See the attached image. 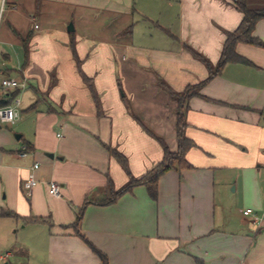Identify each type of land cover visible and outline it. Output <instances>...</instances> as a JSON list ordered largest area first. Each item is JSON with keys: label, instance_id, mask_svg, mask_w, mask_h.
<instances>
[{"label": "crops", "instance_id": "1", "mask_svg": "<svg viewBox=\"0 0 264 264\" xmlns=\"http://www.w3.org/2000/svg\"><path fill=\"white\" fill-rule=\"evenodd\" d=\"M242 17L235 0H0V82L26 84L9 93L18 120L0 123V264L22 251L101 264L85 240L107 264H264V220L243 214L264 212V47L238 43L251 64H226L184 103L190 168L162 175L155 201L138 186L93 203L151 170L162 145L176 152L171 93L208 78L197 55L214 68ZM253 34L264 41V19Z\"/></svg>", "mask_w": 264, "mask_h": 264}, {"label": "trees", "instance_id": "2", "mask_svg": "<svg viewBox=\"0 0 264 264\" xmlns=\"http://www.w3.org/2000/svg\"><path fill=\"white\" fill-rule=\"evenodd\" d=\"M246 0H238L235 1V6L242 12L243 17L238 25V27L232 32H226L225 41L223 43V47L220 53L219 60L214 68H212L208 62L202 57L198 56V58L203 61L207 69L209 71L208 78L195 87H188L184 92L181 94L171 93V96L178 102V109H177V120H176V134H177V150L176 152H171L165 145L163 147V158L162 160L156 164L151 170H149L145 175L140 178H133L129 176L128 182L118 190H114L110 184L106 187L105 194L102 199L93 202L96 205L106 206L113 204L116 202L120 197L125 194L132 193L133 189L138 186H143L146 189V192L151 200H156L158 195V180L159 178L164 175L167 171L171 169H176L180 171L182 169L190 168V165L185 160L186 152L189 148L193 146L192 141L189 140L185 134L184 129L186 124L183 118V109L185 106V102L192 96L196 95V91L194 89L200 88L204 85L207 81L212 79L216 76L222 68L228 63H238L244 65H250L251 63L245 59L244 57L240 56L235 48L238 43H244L256 47H264V41L260 40L256 36H254L253 31L256 23L264 19V7L258 9H250L246 5ZM16 92L18 90H15ZM192 91V92H191ZM15 93L12 95L11 98H14ZM4 104L0 102V107ZM112 155L116 158L118 163L122 166V168L127 172V163L126 159L116 151H112ZM89 203L86 201L84 203V207ZM2 216L6 217H13L19 218L17 215L11 212H2ZM83 215V208L79 211V216L77 217L75 223L72 227H78L80 219ZM25 222H45L43 219L37 218H29L23 219ZM77 235L78 232H77ZM82 237V236H80ZM85 240V239H84ZM85 242L90 246L92 251L100 258L101 264H107V259L104 254L96 250L91 244H89L86 240Z\"/></svg>", "mask_w": 264, "mask_h": 264}, {"label": "built area", "instance_id": "3", "mask_svg": "<svg viewBox=\"0 0 264 264\" xmlns=\"http://www.w3.org/2000/svg\"><path fill=\"white\" fill-rule=\"evenodd\" d=\"M8 0H3L5 3ZM37 28V27H35ZM24 82H19L13 78H5L0 82V100L4 104L0 107V123L7 125L13 124L19 118V108L20 100L16 97L10 98L9 93L15 90H22L25 87ZM20 156H26L25 148H22ZM37 168V164H33L32 169ZM36 185V181L33 178V175L30 174L26 183L25 190L26 194H30L32 188ZM49 194L54 198L61 197L60 186L55 182H49L47 184ZM244 216L249 217L251 223L255 226H260L264 220V212L257 214L251 209H246L243 211Z\"/></svg>", "mask_w": 264, "mask_h": 264}, {"label": "rangeland", "instance_id": "4", "mask_svg": "<svg viewBox=\"0 0 264 264\" xmlns=\"http://www.w3.org/2000/svg\"><path fill=\"white\" fill-rule=\"evenodd\" d=\"M235 1H238V0H235ZM263 0H261L259 3V5H264V2H262ZM246 6L248 7H252L254 6V8L258 7L259 5L257 4V2H249V0H246V3H245ZM120 81H118L116 83V89H117V96H118V99L122 101V103H125L126 104V108L128 110H130V104L129 102L127 101L125 95H124V91L123 89L121 88V85L119 84ZM39 252H35V254H37ZM40 256L37 254V256H34V253L33 254H29L27 251H22L20 253H18L16 255L15 258H11L9 261H10V264H40ZM1 263V262H0Z\"/></svg>", "mask_w": 264, "mask_h": 264}, {"label": "water", "instance_id": "5", "mask_svg": "<svg viewBox=\"0 0 264 264\" xmlns=\"http://www.w3.org/2000/svg\"><path fill=\"white\" fill-rule=\"evenodd\" d=\"M69 30H72V25L70 24L69 27H68Z\"/></svg>", "mask_w": 264, "mask_h": 264}]
</instances>
